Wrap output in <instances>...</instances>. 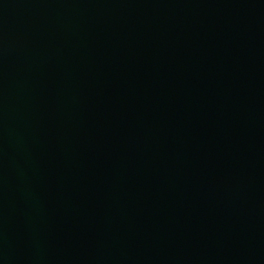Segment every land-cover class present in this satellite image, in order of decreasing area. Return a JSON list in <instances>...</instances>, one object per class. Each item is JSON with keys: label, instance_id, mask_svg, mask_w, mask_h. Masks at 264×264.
I'll return each mask as SVG.
<instances>
[{"label": "water", "instance_id": "1", "mask_svg": "<svg viewBox=\"0 0 264 264\" xmlns=\"http://www.w3.org/2000/svg\"><path fill=\"white\" fill-rule=\"evenodd\" d=\"M264 191V0H0V264H194Z\"/></svg>", "mask_w": 264, "mask_h": 264}]
</instances>
